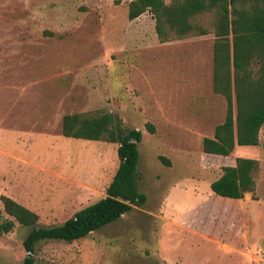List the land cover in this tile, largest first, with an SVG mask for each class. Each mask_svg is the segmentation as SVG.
I'll use <instances>...</instances> for the list:
<instances>
[{"label":"rangeland","instance_id":"1","mask_svg":"<svg viewBox=\"0 0 264 264\" xmlns=\"http://www.w3.org/2000/svg\"><path fill=\"white\" fill-rule=\"evenodd\" d=\"M131 1L0 0V224L13 219L2 195L41 227L106 197L118 144L65 137L62 124L111 114L142 131L147 203L86 238L39 242L35 264H264V126L258 146L203 150L227 114L213 89V15L201 18L208 35L162 43L150 13L129 19ZM238 158L259 161L241 204L211 191ZM31 230L0 234V264L24 263Z\"/></svg>","mask_w":264,"mask_h":264},{"label":"trees","instance_id":"2","mask_svg":"<svg viewBox=\"0 0 264 264\" xmlns=\"http://www.w3.org/2000/svg\"><path fill=\"white\" fill-rule=\"evenodd\" d=\"M150 13L159 40L167 43L209 34L201 22L213 15V89L227 101L225 121L213 138L203 140L206 154L230 156L236 146H258L264 126V0H132L131 21ZM65 137L118 144L119 167L103 199L84 207L60 225L41 227L39 216L11 197L2 195L4 212L13 219L0 224V234L9 233L16 223L32 228L24 241L27 256L23 264H35V246L41 241L72 243L118 221L134 207H144L147 195L140 190L139 145L142 131L128 130L111 114L95 116L76 113L63 117ZM150 132L155 128L147 124ZM160 160L171 166L164 156ZM211 183L216 196L244 199L257 189L259 161L238 158L235 166Z\"/></svg>","mask_w":264,"mask_h":264},{"label":"crops","instance_id":"3","mask_svg":"<svg viewBox=\"0 0 264 264\" xmlns=\"http://www.w3.org/2000/svg\"><path fill=\"white\" fill-rule=\"evenodd\" d=\"M214 195H215V194H214ZM248 195H251V193H247V194L245 195V198H244V199H234V200H235L234 202H236V203H238V204H241V203L245 202L244 200L246 199V197H247ZM215 197L219 198L220 196H216V195H215ZM221 198H225V197H221ZM228 199H229V198H228ZM230 199H231V198H230ZM202 202H204V201H201V202H199L198 204H200V203H202ZM202 230H206V224H205V223L202 224Z\"/></svg>","mask_w":264,"mask_h":264}]
</instances>
